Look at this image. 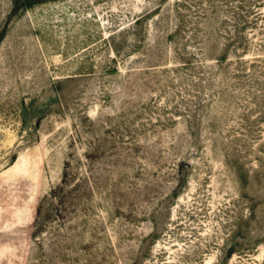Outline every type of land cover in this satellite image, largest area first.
<instances>
[{"label": "rangeland", "instance_id": "374dc122", "mask_svg": "<svg viewBox=\"0 0 264 264\" xmlns=\"http://www.w3.org/2000/svg\"><path fill=\"white\" fill-rule=\"evenodd\" d=\"M0 264H264V0H0Z\"/></svg>", "mask_w": 264, "mask_h": 264}]
</instances>
